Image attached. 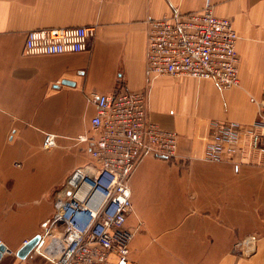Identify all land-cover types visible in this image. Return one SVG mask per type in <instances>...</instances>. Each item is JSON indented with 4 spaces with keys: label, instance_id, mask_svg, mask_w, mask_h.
I'll use <instances>...</instances> for the list:
<instances>
[{
    "label": "crops",
    "instance_id": "crops-1",
    "mask_svg": "<svg viewBox=\"0 0 264 264\" xmlns=\"http://www.w3.org/2000/svg\"><path fill=\"white\" fill-rule=\"evenodd\" d=\"M208 2L239 36L240 86L150 75L148 21ZM77 27L95 28L87 51L24 54L29 32ZM123 87L146 92L149 121L178 137L173 161L146 156L131 177L129 264H264V152L239 166L205 160L213 122L258 121L264 0H0V264H54L18 253L43 234L72 173L94 164L79 140L92 136L91 96Z\"/></svg>",
    "mask_w": 264,
    "mask_h": 264
},
{
    "label": "built area",
    "instance_id": "built-area-1",
    "mask_svg": "<svg viewBox=\"0 0 264 264\" xmlns=\"http://www.w3.org/2000/svg\"><path fill=\"white\" fill-rule=\"evenodd\" d=\"M94 36V27L31 31L24 54L82 53ZM238 40L232 22L218 17L210 2L200 12L175 11L148 21L147 71L154 77L212 80L231 90L240 86ZM90 101L96 107L92 136L79 140L89 146L94 164L69 177V194L54 200L35 251L54 264H129L133 233L125 224L133 210L131 177L146 156L174 160L178 137L149 121L146 92L123 87L111 95H92ZM211 128L205 160L239 166L250 151L263 153L264 99L253 126L215 121ZM55 146L56 137L47 135L43 148Z\"/></svg>",
    "mask_w": 264,
    "mask_h": 264
},
{
    "label": "water",
    "instance_id": "water-1",
    "mask_svg": "<svg viewBox=\"0 0 264 264\" xmlns=\"http://www.w3.org/2000/svg\"><path fill=\"white\" fill-rule=\"evenodd\" d=\"M64 84H71L69 82H64ZM41 240V236L36 237L32 241L28 242L18 253V257L25 259L27 256H29L32 252L35 251L37 248L39 242ZM8 253L7 248L4 244L0 245V260L3 258V255Z\"/></svg>",
    "mask_w": 264,
    "mask_h": 264
},
{
    "label": "trees",
    "instance_id": "trees-1",
    "mask_svg": "<svg viewBox=\"0 0 264 264\" xmlns=\"http://www.w3.org/2000/svg\"><path fill=\"white\" fill-rule=\"evenodd\" d=\"M173 161V160H172Z\"/></svg>",
    "mask_w": 264,
    "mask_h": 264
}]
</instances>
